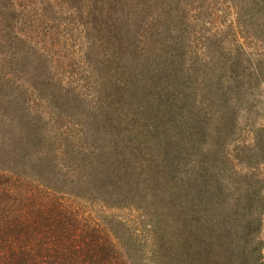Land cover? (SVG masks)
Masks as SVG:
<instances>
[{
	"label": "trees",
	"instance_id": "trees-1",
	"mask_svg": "<svg viewBox=\"0 0 264 264\" xmlns=\"http://www.w3.org/2000/svg\"><path fill=\"white\" fill-rule=\"evenodd\" d=\"M190 1L0 0V179L1 184L6 180L16 183L11 197L1 199L8 208L4 220L10 225L0 235V264H126L135 260L129 254L132 244L138 243L139 248L149 244V239H141L137 232L134 237L129 234L128 241L122 239L128 226L125 222L116 220L117 228L109 223L93 225L91 219H86L63 198L70 195L92 198L94 193L105 204L119 206L134 194L132 180L127 178L131 168L128 149L120 147L128 134L122 130L120 115H112L115 106L110 98L124 99L132 87L141 93L142 85L136 81H141L136 69L141 61L157 65L162 59L166 61L165 66L154 68L164 82L160 80L162 85L155 87L153 97L159 91L163 97L166 83L164 89L173 104L167 114L178 117L181 129H187L179 161V157L197 155L190 152L193 148L200 152L209 149L202 140L204 128L197 133L198 127L191 130L195 118L193 106L200 105L204 117L211 122L208 128L218 138L233 137V128L238 124L232 104L238 100L236 96L260 85L264 76L260 53L253 52L255 59L248 60L251 72L231 78L230 73L237 69L236 59L226 60L221 51L208 46L206 39L187 41L181 6ZM247 1L244 13L250 16L252 25H263L264 0ZM157 36L161 38V48L155 45L153 57L146 53L148 49L130 46ZM168 39L170 50L179 53L162 54ZM128 57H133L132 64L127 63ZM216 71H224L231 84L236 83L233 98L226 96L220 84L215 89L206 86L207 79L214 77ZM193 79L199 88L190 87ZM84 90H102L100 95L107 94L104 118L108 117L107 121L114 125L103 135L101 145L98 135L102 121L95 122V115L100 114L102 106L99 97H92L90 102ZM84 100L91 103L85 111L80 106ZM88 116L90 119H86ZM73 118L78 122L74 123ZM258 130L261 132L254 131L252 140L244 144L245 162L249 166L264 164V128ZM162 170L167 168L162 166ZM52 174L57 176L56 181L48 177ZM240 176L246 179L245 184H250L249 177L242 173ZM29 179L43 185L59 200L50 205L49 198L37 197L34 189L19 183ZM176 180L193 196L194 187L188 176L179 173ZM206 184L202 186L203 195L212 188L209 184L208 189ZM258 189L253 192L254 198L248 197L250 217L239 228L234 227L238 222L230 217L216 225L212 213L223 206L212 201L207 211L200 214L203 223L196 222L191 233L182 227L174 232L167 225L168 229L157 236L153 231L151 241L168 239L181 246L184 256L190 257L189 264H264L259 237L264 186ZM205 203V200L198 202L199 212ZM128 204L132 205L131 201ZM159 213L160 224L163 221L165 225L162 218L166 213L161 208ZM239 229L241 235L237 233ZM138 252L143 254L142 264H150V255L143 250Z\"/></svg>",
	"mask_w": 264,
	"mask_h": 264
},
{
	"label": "rangeland",
	"instance_id": "rangeland-1",
	"mask_svg": "<svg viewBox=\"0 0 264 264\" xmlns=\"http://www.w3.org/2000/svg\"><path fill=\"white\" fill-rule=\"evenodd\" d=\"M247 5V0H194L193 2L191 0L190 4L181 6L182 21L187 25L185 30V36H188L187 41L194 40L195 42L200 38L206 39L208 46L223 53V58L226 60L236 59L237 69L235 73H230L231 78L241 72L245 74L249 70L251 72V69L248 70V60L255 59L253 52L258 51L260 53L259 64L264 66V24L252 25L250 16L244 13L247 11L244 6ZM184 26L181 25V28ZM159 41L161 38L158 36L153 37V39L144 38L137 44L132 43L130 46L148 49L146 53L153 57L156 52L155 45L160 47ZM168 43L169 39L162 49L163 55L167 52L179 53L171 51ZM207 50L212 51L209 48ZM132 58H127L128 64H132ZM161 64L165 66L166 61L162 59L159 65ZM159 65L153 64L151 61H141L136 68L141 74L138 75L141 81L136 80L139 85H142L141 93L138 94L137 87H132L124 99L110 98L113 106H115L111 110L112 115L113 113L120 115L122 120L120 122L123 123L122 130L128 134L127 140L120 143V147H123L124 150L128 149L126 152L131 168L128 170L127 178L132 180L131 183L134 186V192H132L134 194L129 198L132 205L128 204L129 201L119 206L108 205L97 198L94 193L92 198L63 196L64 200L69 201L66 204H71L79 213H83L86 219H91L93 225L98 224L100 227L109 223L117 228L116 220H118L128 225L122 232V236L120 235L123 237L122 239L125 240L129 234H133L134 237L136 232L141 239H149L146 248L144 246L139 248L138 243L132 244L129 254L133 255L135 260L132 263L127 261L126 264H142L140 257L143 254L137 253L138 250H143L150 255L148 258L150 264H189L190 257L184 256L183 250L179 249L181 246L174 245L168 239H156L153 243L151 241L153 231L157 236L168 227L174 232H179L182 227L187 233H191V228L196 222L203 223V220H199L200 214L207 211L206 208L212 201L214 203L219 202L224 207L218 206L215 213H212L214 215L211 217L216 225L224 223L226 218L230 217L231 220L240 223L233 224L235 228H239L245 222L243 220H248L247 218L250 217L249 208L251 206L248 197L254 198L253 192H258L259 186H264V164L249 166L245 162L246 151L244 148V144L250 142L254 137V131L260 133L258 128H264V76L260 78L258 87L255 85L246 94L245 92L242 93L245 95L236 96L239 101L236 100L232 104L234 109L230 108L232 113L234 112V120L238 124L236 125L237 128L235 126L233 128V137L218 138L208 128L211 122L204 117V111L201 110L200 105L193 106L191 110L195 114V118L192 120L191 130L194 131L196 126L199 129L196 131L197 133L204 128L202 140L208 143L209 149L200 152L199 149L193 148L190 152H196L197 155L190 156L192 154H189L187 157L185 155L183 158L179 157V161L177 157L180 148L185 145L187 129H181L182 123L179 124L176 120L178 117L167 114L169 109L172 110L173 104L169 101V93L164 89L166 83L163 85V97L160 91L158 95L153 97L155 87L162 85L160 80L164 82L161 73H157L154 69ZM218 72H215L214 77L207 79L206 86H212L215 89L220 84L224 92L227 93L226 96L233 98L236 83L231 84V78L228 79L224 71ZM129 81L133 82L135 79ZM133 85L136 86V83L134 82ZM191 86L199 88L196 79L192 80ZM147 90L148 93H146ZM100 91L87 92L84 90L83 92L90 102H92V97H99L102 108L99 109L100 114L96 113L95 122L102 121L99 125L101 132L98 135V142L101 145L104 143L105 136L103 137V135L107 134V130L114 124L107 121L108 117L104 118L107 114V105L104 103L107 94L100 95ZM110 91L113 93L114 89L111 88ZM136 94H138V98L134 100ZM90 102L84 100L80 105L81 108L84 111L88 110L91 107ZM76 119L73 120L74 123L78 122ZM86 119H90V117L88 116ZM102 127H105V131H102ZM126 129L128 130L126 131ZM253 129L256 130L253 131ZM129 145L132 147L131 149H129ZM141 147L142 152L140 151ZM176 161L179 163H175ZM162 166L167 170H162ZM179 173L188 176L189 184L194 187L193 196L188 195L179 181L176 180ZM240 173L249 177V185L245 184L246 179L240 176ZM97 174L96 171L94 177ZM48 177H51L53 181L57 179L55 174ZM259 181L262 184L258 183ZM1 182L0 179V184ZM35 182L33 179H29L19 183L23 184L21 186L34 189L37 197L49 198L50 205L59 200L57 195L50 193L43 185ZM19 183L17 182V185ZM59 183L62 182L59 181ZM205 183H208L206 184L208 189L209 184L212 188L210 192L203 195L205 193H202V186ZM1 185L3 186H0V235L4 231H8L10 225L6 219L4 220L8 208L4 206L1 199L6 196L11 197L12 192L15 191L16 183L14 180H6ZM115 185L117 187V183ZM40 190L43 192L40 193ZM100 193L104 195L103 192ZM200 200L206 202L205 208L201 209V212L198 211ZM226 203H228L229 213L226 211ZM61 204L62 206L65 205L63 202ZM160 208L166 213L165 217L162 218L166 220L165 225L163 221L161 224L159 221ZM60 210L58 208V211ZM237 233L241 235V229ZM259 237L263 243L262 253L264 256V211L261 214Z\"/></svg>",
	"mask_w": 264,
	"mask_h": 264
}]
</instances>
